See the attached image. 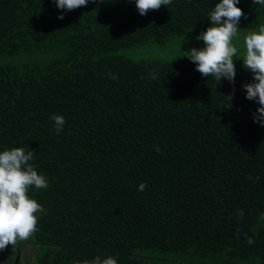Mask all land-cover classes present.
<instances>
[{"label":"trees","instance_id":"1","mask_svg":"<svg viewBox=\"0 0 264 264\" xmlns=\"http://www.w3.org/2000/svg\"><path fill=\"white\" fill-rule=\"evenodd\" d=\"M218 2L140 15L135 0H0V151H33L49 184L29 190L46 210L32 264H264V126L242 87L253 74L234 63V84L202 76L180 44ZM237 6L238 27L264 23V6Z\"/></svg>","mask_w":264,"mask_h":264},{"label":"clouds","instance_id":"2","mask_svg":"<svg viewBox=\"0 0 264 264\" xmlns=\"http://www.w3.org/2000/svg\"><path fill=\"white\" fill-rule=\"evenodd\" d=\"M58 8L68 11L86 6L89 0H55ZM172 0H135L136 8L140 15H146L150 10H158L161 6H168ZM252 3L264 6V0H252ZM239 0H219L208 15L211 25L201 31L196 39L202 40L204 46L192 47L185 51V55L196 65V70L205 77H213L220 82L226 78L234 84L236 68L234 58L242 60L243 68L253 74L252 82L242 85L246 90V99L254 100L259 107L253 112V120L264 126V25L249 31L244 36L245 51L242 57L238 55V48L234 38L238 37V24L241 17H245L243 10L238 7ZM63 14L58 19H63ZM182 56V57H183ZM109 78L116 80L115 73ZM151 78H155L153 75ZM230 101L233 94L226 96ZM55 131L59 134L64 127L65 118L53 114ZM159 151V148L156 149ZM34 159V152L23 147H13L0 151V250L8 245L15 246L18 242L30 239L38 231L37 213L46 210L29 195L32 187L35 189L48 188V180L38 174L30 161ZM147 187L142 182L138 191ZM237 216L242 219L243 209L237 211ZM240 229H237L239 235ZM249 245L255 241L253 237L245 236ZM84 264H118L117 259L108 256H96Z\"/></svg>","mask_w":264,"mask_h":264},{"label":"rangeland","instance_id":"3","mask_svg":"<svg viewBox=\"0 0 264 264\" xmlns=\"http://www.w3.org/2000/svg\"><path fill=\"white\" fill-rule=\"evenodd\" d=\"M259 25H264V23H256L254 26L250 27L252 30L257 29ZM199 33L203 30H198ZM247 23L239 26L238 37L234 38V43L238 48V55L242 57L245 51L244 48V36L248 33ZM198 33V34H199ZM180 44H185L186 46L203 47V41L198 40L193 37H186L180 41ZM234 63L242 65L243 62L240 59L234 58ZM32 246L26 241L18 242L15 246L8 245L6 249L0 250V260L1 264H32Z\"/></svg>","mask_w":264,"mask_h":264}]
</instances>
